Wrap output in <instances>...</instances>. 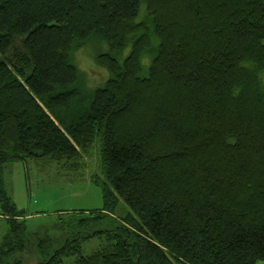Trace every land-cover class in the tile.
I'll return each mask as SVG.
<instances>
[{
	"label": "trees",
	"instance_id": "16d2710c",
	"mask_svg": "<svg viewBox=\"0 0 264 264\" xmlns=\"http://www.w3.org/2000/svg\"><path fill=\"white\" fill-rule=\"evenodd\" d=\"M95 40L109 77L81 96L72 57ZM263 75L264 0H0V264L28 244L5 163L76 160L97 137L104 206L32 264L264 260Z\"/></svg>",
	"mask_w": 264,
	"mask_h": 264
},
{
	"label": "rangeland",
	"instance_id": "374dc122",
	"mask_svg": "<svg viewBox=\"0 0 264 264\" xmlns=\"http://www.w3.org/2000/svg\"><path fill=\"white\" fill-rule=\"evenodd\" d=\"M129 49H125L123 57ZM107 51L105 43L95 40L77 50L72 57L86 85V88H80L81 96H87L88 89L102 86L108 79V71L95 61V55ZM145 61L143 59V63ZM3 178L10 201L17 214L22 216L19 219L23 225L22 238L28 243L25 250L15 256L27 264L41 261L45 252L52 253L72 238L74 232L77 233L79 229L71 226V221L84 216L85 211L97 213L104 206L100 138L97 137L76 160L57 161L43 157L9 161L4 165ZM4 212L0 204V245L10 227ZM115 213L119 216L121 211L118 209ZM108 220V223L92 226L93 229L117 226V220ZM91 230L81 228L80 234L86 236ZM43 239L47 240L45 247L41 246ZM106 244L105 233L83 239L81 253L91 254ZM76 258L75 255L65 256L64 261L73 264ZM256 264H264V260Z\"/></svg>",
	"mask_w": 264,
	"mask_h": 264
}]
</instances>
